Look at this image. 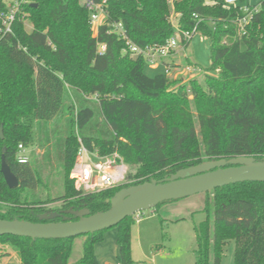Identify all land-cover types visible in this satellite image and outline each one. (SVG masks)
<instances>
[{
  "label": "trees",
  "instance_id": "obj_1",
  "mask_svg": "<svg viewBox=\"0 0 264 264\" xmlns=\"http://www.w3.org/2000/svg\"><path fill=\"white\" fill-rule=\"evenodd\" d=\"M6 5L0 0V16ZM172 15L179 31L196 26L211 40L213 73L174 89L180 79L146 75L144 58L124 52L125 41L111 31L120 23L137 47L162 45L177 32ZM241 16L239 7L228 8L224 0H112L107 22L94 35L79 0L23 5L11 33L0 35V165L5 149L19 183L9 189L0 172V220L37 223L39 215L58 210L104 212L119 190L167 172L241 156L264 160V0L239 36ZM99 44L106 46L103 55L97 54ZM32 136L38 152L20 164L18 146L26 149ZM80 143L101 156L117 152L128 169L126 183L95 194L77 192L69 173ZM52 162L62 170L63 192L42 197L36 192L43 191ZM205 195L211 198L194 227L195 264H220L230 241L234 264H264V183ZM51 203L60 208H46ZM132 221L116 226L118 264L133 263ZM82 237L87 241L76 264H98L93 247L100 232ZM74 239L2 236L0 244L15 251L18 264H68Z\"/></svg>",
  "mask_w": 264,
  "mask_h": 264
},
{
  "label": "rangeland",
  "instance_id": "obj_2",
  "mask_svg": "<svg viewBox=\"0 0 264 264\" xmlns=\"http://www.w3.org/2000/svg\"><path fill=\"white\" fill-rule=\"evenodd\" d=\"M5 1L8 4L11 0ZM259 1L262 0H245L244 4H256ZM171 22L174 27H177L175 15L171 16ZM25 29L30 32L31 26L25 24ZM92 32L94 33L93 30ZM210 45L211 40L207 36L195 34L186 47L178 48L175 53L163 59L164 63L174 61L181 66V72L169 70L167 75L172 80H181L173 89L190 80L202 82L206 74H213L209 71ZM166 67L168 68V65ZM186 67H195L196 70L189 74L185 70ZM144 72L148 76H154L164 73L165 66L160 62H157L156 66L146 63ZM33 136L26 148V155L29 158H33L38 152ZM47 171L43 191L38 190L37 195L48 198L62 195L63 175L59 164L52 162ZM131 172L134 173V169H131ZM174 173L171 172V174ZM210 198L205 194H197L157 206L141 212L138 219L133 218L130 226L132 264H195L196 232L194 227L204 220L205 216L201 211L206 200ZM46 208L57 210L60 204L51 203L46 205ZM116 233V227L100 232L101 239L93 247L98 264H118ZM86 241V237H77L72 240L68 264H76L82 257L83 245ZM234 249L233 241L225 245L220 264H234ZM18 263L19 259L15 251L8 244H0V264Z\"/></svg>",
  "mask_w": 264,
  "mask_h": 264
},
{
  "label": "water",
  "instance_id": "obj_3",
  "mask_svg": "<svg viewBox=\"0 0 264 264\" xmlns=\"http://www.w3.org/2000/svg\"><path fill=\"white\" fill-rule=\"evenodd\" d=\"M0 139H3L0 126ZM2 151L0 172L9 189L18 187L17 178L5 161ZM240 183H264V160L253 157H234L210 160L178 170L162 181L151 180L119 190L107 201L108 210L90 214L86 209L61 213L48 212L39 222L0 220V237L14 236L31 240H63L92 235L116 227L126 218L173 202L206 194L215 189ZM71 215L75 220H71ZM61 219L60 222H54Z\"/></svg>",
  "mask_w": 264,
  "mask_h": 264
},
{
  "label": "built area",
  "instance_id": "obj_4",
  "mask_svg": "<svg viewBox=\"0 0 264 264\" xmlns=\"http://www.w3.org/2000/svg\"><path fill=\"white\" fill-rule=\"evenodd\" d=\"M80 5L89 13V22L94 35L97 34L98 27L107 22V8L112 0H79ZM31 0H11L7 5V11L0 16L1 27L0 35L4 36L11 33L12 25L19 14L23 5L30 3ZM226 7H239L242 16L237 20L238 35L245 34L246 26L253 15L258 12L259 5H244L243 0H224ZM176 28V27H175ZM177 29V28H176ZM111 31L116 33L119 38L125 41L128 52L131 57L142 56L150 66H156L157 62L163 64V59L175 53L178 48H184L189 44L192 37L197 33L196 26L190 31H179L168 38L162 45H154L144 49L131 43L125 34L120 23L112 24ZM106 46L99 44L97 54L103 55ZM164 65V64H163ZM165 66V74L168 75L169 68ZM186 72L191 74L195 67H186ZM17 161L20 164H26L29 157L26 155V149L18 146ZM127 166L117 152L101 156L97 150H89L82 143L79 144L73 166L69 173V179L73 182L74 188L82 195L95 194L107 189L116 188L126 183ZM140 213L133 216L138 219Z\"/></svg>",
  "mask_w": 264,
  "mask_h": 264
},
{
  "label": "crops",
  "instance_id": "obj_5",
  "mask_svg": "<svg viewBox=\"0 0 264 264\" xmlns=\"http://www.w3.org/2000/svg\"><path fill=\"white\" fill-rule=\"evenodd\" d=\"M244 1H245V0H244ZM262 1H263V0H262ZM260 2H261V1H259V2L256 3V4H250V3H249V4H248V3H247V4H244V3H243V4H244V5H252V6H255V5H259ZM163 64L166 65V66L168 65V68H169L170 71H172V72H173V71H180V72L182 71V70H181V66H180V64H178V63H176V62H174V61H172V62H170V63H164V62H163ZM177 69H178V70H177ZM185 73H186V72H185ZM183 74H184V73H183Z\"/></svg>",
  "mask_w": 264,
  "mask_h": 264
},
{
  "label": "flooded vegetation",
  "instance_id": "obj_6",
  "mask_svg": "<svg viewBox=\"0 0 264 264\" xmlns=\"http://www.w3.org/2000/svg\"><path fill=\"white\" fill-rule=\"evenodd\" d=\"M175 173H176V172H175ZM175 173H174V174H175ZM172 175H173V174L167 172V173L165 174V176L163 177V179H159V180H157V181H162V180H164V179H166V178H169V177L172 176ZM67 210H70V209H67ZM67 210H58L57 213H61V212H63V211H67ZM65 216H68L71 220L74 219L71 215H65ZM60 220H61V219H60Z\"/></svg>",
  "mask_w": 264,
  "mask_h": 264
}]
</instances>
